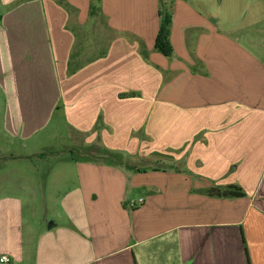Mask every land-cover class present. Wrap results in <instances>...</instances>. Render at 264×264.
Returning <instances> with one entry per match:
<instances>
[{"label":"crops","instance_id":"1","mask_svg":"<svg viewBox=\"0 0 264 264\" xmlns=\"http://www.w3.org/2000/svg\"><path fill=\"white\" fill-rule=\"evenodd\" d=\"M80 1L0 0V256L264 264V0H164L168 55L159 0ZM61 127L84 144L50 191L14 150Z\"/></svg>","mask_w":264,"mask_h":264},{"label":"rangeland","instance_id":"2","mask_svg":"<svg viewBox=\"0 0 264 264\" xmlns=\"http://www.w3.org/2000/svg\"><path fill=\"white\" fill-rule=\"evenodd\" d=\"M90 3H94L95 6L100 8L101 2L100 0H90L89 2V8L86 4L83 5L82 0L79 2L80 5V12L81 16L83 17L86 14V11H90ZM102 19L96 17L94 20H92L89 24H87L90 28L92 26H96L101 24ZM92 24V25H91ZM83 40V39H82ZM85 42V41H84ZM83 42V44H84ZM77 50V49H76ZM57 137L55 139H51L48 142L40 141L37 144L33 145V149H22L21 147H16L15 152L19 155H27L31 154V158H36V167L39 170L40 178H43L44 185H47V189L50 191L52 190V180L54 179L55 172L62 168H69L70 167V157L74 156V152L78 153L79 147L77 145H83V139L80 136L73 135L70 136V131L67 128L61 127L58 128ZM80 146V147H81ZM37 153V155H33V153ZM87 153H90L92 157L98 158V157H109V154L101 152L99 148H91L90 151ZM81 154H85L84 151H81ZM111 158V157H109ZM70 173V172H69ZM69 183L73 182L75 179L73 177H69ZM51 205L53 206L54 199H46Z\"/></svg>","mask_w":264,"mask_h":264},{"label":"trees","instance_id":"3","mask_svg":"<svg viewBox=\"0 0 264 264\" xmlns=\"http://www.w3.org/2000/svg\"><path fill=\"white\" fill-rule=\"evenodd\" d=\"M97 6L94 3H90V14L95 13ZM159 29L155 39V48L163 53L168 55L170 52L168 45V36H169V25L171 22V11L167 2L164 0H159ZM207 194L221 196V197H242L245 193L236 186H229L223 190L221 189H207Z\"/></svg>","mask_w":264,"mask_h":264},{"label":"built area","instance_id":"4","mask_svg":"<svg viewBox=\"0 0 264 264\" xmlns=\"http://www.w3.org/2000/svg\"><path fill=\"white\" fill-rule=\"evenodd\" d=\"M144 203V198L140 197L137 200H131L128 202V206L130 208H137L140 205H142ZM10 261L9 257L7 255H1L0 256V264H8Z\"/></svg>","mask_w":264,"mask_h":264}]
</instances>
